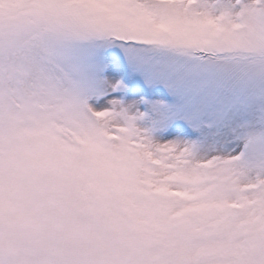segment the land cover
Segmentation results:
<instances>
[{"label": "snow or ice", "instance_id": "obj_1", "mask_svg": "<svg viewBox=\"0 0 264 264\" xmlns=\"http://www.w3.org/2000/svg\"><path fill=\"white\" fill-rule=\"evenodd\" d=\"M0 264H264V0H0Z\"/></svg>", "mask_w": 264, "mask_h": 264}]
</instances>
